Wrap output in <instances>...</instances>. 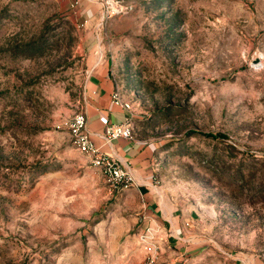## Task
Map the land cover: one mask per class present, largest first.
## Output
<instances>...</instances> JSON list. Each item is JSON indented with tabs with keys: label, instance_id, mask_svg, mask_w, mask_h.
Segmentation results:
<instances>
[{
	"label": "rangeland",
	"instance_id": "1",
	"mask_svg": "<svg viewBox=\"0 0 264 264\" xmlns=\"http://www.w3.org/2000/svg\"><path fill=\"white\" fill-rule=\"evenodd\" d=\"M117 1L89 34L67 0H0V264H145L146 197L71 134L99 63L152 147L158 213L194 237L155 264H264V0Z\"/></svg>",
	"mask_w": 264,
	"mask_h": 264
},
{
	"label": "crops",
	"instance_id": "2",
	"mask_svg": "<svg viewBox=\"0 0 264 264\" xmlns=\"http://www.w3.org/2000/svg\"><path fill=\"white\" fill-rule=\"evenodd\" d=\"M93 1V2H92ZM69 4L70 13L83 28H87L89 34L97 30V26L101 20V5L98 0H67ZM97 74L92 76V81L89 85L85 114L87 117L88 129L92 133L93 141L101 146L103 144L102 136L105 134L106 128L100 123V117L105 116L110 119L112 123L119 124L128 115L123 109L112 104V94L115 91L111 80L104 74V64L97 65ZM102 69V70H101ZM109 151V149H108ZM111 153L119 157L125 165H128L134 172L139 190V193L146 197L145 207L148 206V214L155 218L157 224L162 226L163 238H194L187 234L190 232L186 225H189L186 219L183 220L185 226L178 223L177 217H167L158 213L154 194H151L149 181V167L151 164L152 147L140 143L138 141L132 143L125 140H119L113 144ZM148 174V175H147ZM139 187V188H138ZM147 187V188H145ZM151 191V192H150ZM153 193V192H152ZM150 201V202H149ZM169 223L172 227V234H164V226ZM147 225V224H146ZM143 226L145 224L143 223ZM174 231V232H173ZM183 240V239H182Z\"/></svg>",
	"mask_w": 264,
	"mask_h": 264
},
{
	"label": "built area",
	"instance_id": "3",
	"mask_svg": "<svg viewBox=\"0 0 264 264\" xmlns=\"http://www.w3.org/2000/svg\"><path fill=\"white\" fill-rule=\"evenodd\" d=\"M98 1L102 11L101 20L97 26L98 31L106 20L128 9L117 0ZM111 100L114 106L123 109L128 115L119 124L112 123L108 117H100V123L106 128L105 134L102 136L103 144L101 146L93 141L85 112L77 113L74 116L71 134L77 149L88 159L90 166L99 170L114 190L125 192L138 186L135 174L119 157L113 155L110 149L112 150L113 144L119 140L136 142L133 134L134 115L131 111V105L123 99L119 91L113 92ZM147 212L148 206H146L143 218L145 226L137 234V243L146 255L145 264H155L156 256L162 249L164 242L163 239H160L163 238L161 236L162 226L157 224L155 218Z\"/></svg>",
	"mask_w": 264,
	"mask_h": 264
}]
</instances>
